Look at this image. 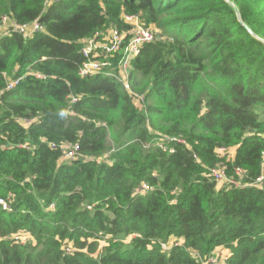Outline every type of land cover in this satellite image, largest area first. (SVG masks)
<instances>
[{"label":"trees","instance_id":"1","mask_svg":"<svg viewBox=\"0 0 264 264\" xmlns=\"http://www.w3.org/2000/svg\"><path fill=\"white\" fill-rule=\"evenodd\" d=\"M227 1L0 0L44 28L0 36V264H264V0ZM123 15L155 35L129 91L78 74Z\"/></svg>","mask_w":264,"mask_h":264},{"label":"built area","instance_id":"2","mask_svg":"<svg viewBox=\"0 0 264 264\" xmlns=\"http://www.w3.org/2000/svg\"><path fill=\"white\" fill-rule=\"evenodd\" d=\"M56 1V0H53ZM48 0H46V4ZM123 22L128 28L118 30L112 28L105 32H97L93 36L81 42L80 55L83 62L79 67L78 74L81 78L103 75L106 77L116 78L120 81L125 90L129 91L128 78L131 70V61L138 56L142 46L152 43L155 40L153 31L143 26L138 16L123 15ZM44 28L38 20L28 25H18L4 17L0 23V36H4L10 32H16L27 38L33 34L43 32ZM37 79H41L40 75H35ZM17 81L10 82L7 89L10 90L17 85ZM76 102L72 98V103ZM22 124L29 125V121H22ZM160 148L162 145H158ZM52 147H54L52 145ZM63 160H75L78 157V145L62 146ZM224 153L223 150H220ZM237 174L241 175L240 171ZM216 181L225 182L224 173L221 170H214L211 174ZM262 179H259L260 182ZM233 183L232 181H228ZM147 190L145 186L141 194ZM0 205L6 211H10L8 205L0 201ZM16 241H20L14 237ZM166 249L165 246H162ZM214 255V254H213ZM212 255V256H213ZM212 256L208 258L207 263H213ZM205 262V263H206Z\"/></svg>","mask_w":264,"mask_h":264},{"label":"rangeland","instance_id":"3","mask_svg":"<svg viewBox=\"0 0 264 264\" xmlns=\"http://www.w3.org/2000/svg\"><path fill=\"white\" fill-rule=\"evenodd\" d=\"M224 153L230 159L234 156L235 152H234V150H230L227 153L226 152H224ZM258 184L264 188V181L261 180ZM218 186H220V185H218ZM15 238L20 240L22 243L31 242L30 236L26 233H21L19 235H16ZM102 245H104V244L101 242L100 246H102ZM228 253H229L228 250L218 248L214 251V253H213L214 255L212 256V259H210V260H212L213 263H210V262L207 263L206 262L204 264H224L225 258L227 257Z\"/></svg>","mask_w":264,"mask_h":264},{"label":"water","instance_id":"4","mask_svg":"<svg viewBox=\"0 0 264 264\" xmlns=\"http://www.w3.org/2000/svg\"><path fill=\"white\" fill-rule=\"evenodd\" d=\"M227 1V0H226ZM232 7H233V9H234V11L236 12V14H237V16H238V18H239V20H241L240 19V14H239V11H238V9L235 7V5H233L231 2H229V1H227ZM240 23L242 24V22L240 21ZM246 28V30L248 31V33L250 34V35H252V36H254V34L252 33V31H250L247 27H245ZM259 40H261V39H259ZM262 42H264L263 40H261Z\"/></svg>","mask_w":264,"mask_h":264}]
</instances>
